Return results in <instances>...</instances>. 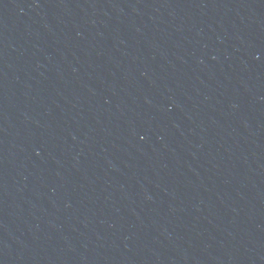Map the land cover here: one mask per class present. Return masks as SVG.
I'll return each mask as SVG.
<instances>
[{
  "label": "water",
  "instance_id": "water-1",
  "mask_svg": "<svg viewBox=\"0 0 264 264\" xmlns=\"http://www.w3.org/2000/svg\"><path fill=\"white\" fill-rule=\"evenodd\" d=\"M0 264H264V0H0Z\"/></svg>",
  "mask_w": 264,
  "mask_h": 264
}]
</instances>
